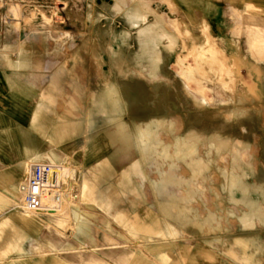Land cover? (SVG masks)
I'll list each match as a JSON object with an SVG mask.
<instances>
[{"label": "rangeland", "instance_id": "rangeland-1", "mask_svg": "<svg viewBox=\"0 0 264 264\" xmlns=\"http://www.w3.org/2000/svg\"><path fill=\"white\" fill-rule=\"evenodd\" d=\"M97 1L0 0V49L5 41L24 42L40 61L35 69L46 83L58 80L59 91L46 102L53 122L58 115L92 128L95 119L115 113L154 140L155 151L149 154L153 167L138 169L142 174L137 176V201L129 197L111 201L107 214L99 208L106 209L107 202L89 200L92 240L78 236L75 220L65 210L50 214L56 219L58 237L69 234L65 240L75 244L53 248L50 262L47 250H37L33 264H264V207L253 208L250 199L264 204V79L258 80V71L264 68V41L246 42L245 55L230 57L215 42H195L190 30L175 19L167 25L174 38L164 42L168 56L157 57L154 51L162 44L152 40V33L159 32L155 26H130L124 16L113 23ZM63 3L64 12L55 13L52 5ZM142 11L146 20L145 8ZM147 26L152 28L149 34L138 33ZM10 54L14 58L16 51ZM29 107L25 119L9 121L15 129L39 131L31 119L36 99ZM162 114L167 115L163 120ZM82 134V127L70 134L73 147L68 149L58 143L57 150L66 153L65 162H82L83 154L78 155ZM162 144L169 149L170 179L185 178L184 200H177L171 185L170 200H161ZM126 161L119 162V172L127 170ZM104 171L101 175L106 178ZM24 177L13 190L15 200L4 190L0 216L13 206L22 212ZM11 180L4 179L0 187ZM106 190L111 196L115 193L114 186ZM162 203L167 204L164 216ZM130 207L137 215H114ZM25 208L23 214L31 212ZM32 213L25 212L31 220L34 215H49ZM245 218L250 225H245ZM18 221L6 217L0 225V237L3 229L14 235L8 248L17 254L5 264H28L32 258L15 234ZM251 235L255 239L244 245Z\"/></svg>", "mask_w": 264, "mask_h": 264}, {"label": "crops", "instance_id": "crops-1", "mask_svg": "<svg viewBox=\"0 0 264 264\" xmlns=\"http://www.w3.org/2000/svg\"><path fill=\"white\" fill-rule=\"evenodd\" d=\"M97 2L98 8L106 10V15L110 19H114L113 23L117 18L122 19L124 16L127 20L125 23L130 26L138 24L155 26L159 32L152 33V40L161 41L162 44L161 48L158 43V48L153 54L157 57L168 56L167 52L164 53V42H169L174 38L170 37L167 25L173 23L175 19L184 30L186 28L190 30L195 42L203 43L207 40L215 42L217 47L230 57L245 55L246 42L264 41V0H125L123 4H119V0H98ZM83 7L86 8V5L83 4ZM142 8L146 10V20H140L133 25L132 21L128 20L127 13L142 10ZM9 22L11 23V21ZM203 27H206V33L202 32ZM240 42L242 43L240 44ZM1 48L0 183L3 184L4 179L11 178L12 182L8 183L4 189L0 187V197L6 191L9 193L10 199L15 200L13 190L16 192L23 174L26 177L30 163L59 161L58 163L69 164L65 162L67 160L66 153L57 150L58 143L63 142L61 146L65 149L73 147L68 138L71 136L70 134L81 131L82 127V152L78 153L79 156L83 154L82 162L69 164L77 169L78 176L88 186L87 195L84 191L76 199L80 215L89 217L93 214V205L89 200L107 202L106 209L99 206L107 214H111L109 213L111 201L125 200L126 197H129L132 202L137 201L139 193L137 176L141 172L138 169L146 168L148 165L149 168L153 167V156L149 154H153L155 148L150 133L137 132L131 123L122 122V118L116 116L115 113L110 118H103L104 124L100 123L103 119H95L98 122L92 125V128L89 123L79 126L58 115H56V122H53L51 109L46 102L59 91L58 80L54 77L46 83L35 69L40 61L24 42L5 41ZM11 50L16 51L14 58L10 57ZM5 63L13 67L14 71L10 72L9 66ZM263 75L264 68L258 71L259 81L264 79ZM31 99H36L37 108L33 111L34 116L31 119H34L35 123L39 125V131L37 129H15L13 123H9V121L25 119V116L30 112L29 102ZM257 102L261 103V101ZM244 103H249V101ZM162 117L163 120L167 115L162 114ZM168 150V146L162 144L161 200L163 202L170 200V185L172 194H175V191L177 193V200H184L181 195L184 191L185 178L178 175L170 179L169 159L166 156ZM123 159L128 160L126 163L129 165L125 168L127 170L121 173L118 171L120 169L119 162L121 163ZM103 170L108 172L109 176L106 178L101 175ZM97 183L99 188L96 186ZM128 183L130 184L129 189L126 187ZM109 185L110 187L114 186L113 196L106 190ZM238 195L241 197L242 192ZM250 199L253 200V208L264 207V204L259 201L255 203L257 200L255 197ZM166 205L162 203L163 216ZM177 209L180 216L183 208L179 204ZM89 210L92 213H89ZM120 213H129L130 216L137 215L132 207L122 208L114 215ZM6 217H9V221L15 219L24 221L16 223L15 234L19 243L24 244V247L30 250L27 255L32 258L28 264L35 262L38 256L37 250H47V261H52L49 259L52 254L51 250L70 236L67 234L64 238L58 237L56 219L50 215H34L31 220L13 206L10 212L0 216V225ZM1 233L0 264H5L17 254L11 253L8 248V243L14 235L5 229ZM62 252L70 253V251ZM65 256L67 257V255Z\"/></svg>", "mask_w": 264, "mask_h": 264}, {"label": "built area", "instance_id": "built-area-1", "mask_svg": "<svg viewBox=\"0 0 264 264\" xmlns=\"http://www.w3.org/2000/svg\"><path fill=\"white\" fill-rule=\"evenodd\" d=\"M53 4V2H52ZM52 8L55 13H63L66 6ZM24 205L28 210L47 213L61 201L72 200L71 189L58 177L57 166L50 162H33L27 169L23 181Z\"/></svg>", "mask_w": 264, "mask_h": 264}, {"label": "bare ground", "instance_id": "bare-ground-1", "mask_svg": "<svg viewBox=\"0 0 264 264\" xmlns=\"http://www.w3.org/2000/svg\"><path fill=\"white\" fill-rule=\"evenodd\" d=\"M120 1V0H119ZM123 1V0H122ZM121 4V3H120ZM247 8V7H246ZM144 9V8H143ZM130 21H132V24H134L135 22H139L140 20H143L145 18L144 16V13L142 10H137L135 12H132V13H127ZM156 21V20H155ZM174 23V22H173ZM152 28H150L149 26L147 27H143V28H140L138 33L139 34H149L151 32ZM159 31V30H158ZM127 33V32H126ZM128 34V33H127ZM149 39V38H148ZM144 40V38H143ZM147 40V39H146ZM151 44V43H150ZM152 46V44H151ZM256 46V45H255ZM145 47V46H144ZM152 49V48H151ZM155 52V51H154ZM52 139V138H51ZM54 139V138H53ZM53 142V141H52ZM52 156V155H51ZM44 162H49V161H44ZM59 162V161H58ZM58 162H50L54 165L57 166V169H58V177L62 180L65 181V183L67 184V187L71 189V192H72V200H69L67 201V205L66 207H63L64 206V203L65 201H61L59 202V204H57L55 207H53V209L47 211V214H58V212L60 210H65L67 212V215L68 216H71L73 217V219L75 220V225H76V229H77V232H78V236L82 235L84 237H87L89 238L90 240H92V237L91 235L89 234V231H90V224H89V217L87 216H83L82 214L80 215V211H79V208H78V203L76 202V199L77 197L85 191V194L87 195L88 193V186L86 184L85 181H82V179L78 176V173H77V169L75 167H73L72 165H69V164H62V163H58ZM31 164V163H30ZM28 164V165H30ZM69 169V171H68ZM67 170V171H66ZM27 172V171H26ZM69 176V178H68ZM18 181V180H17ZM84 182V183H83ZM19 186V185H18ZM22 186H23V183L21 184L20 186V190L22 192V198L24 197L23 195V189H22ZM24 199V198H23ZM24 201V200H22ZM19 206V205H17ZM22 206V205H20ZM24 207V204L23 206ZM25 208V207H24ZM23 208V209H24ZM64 208V209H63ZM22 209V212L24 211ZM26 209V208H25ZM28 210V209H27ZM25 212H27L28 216H33V211L31 212H28L25 210ZM24 212V214H25ZM65 212V213H66ZM89 213H92L90 210L88 211ZM26 215V214H25ZM259 215V214H258ZM248 216V215H247ZM253 220V219H252ZM195 222V221H194ZM244 223L245 225H250L251 224V221L248 219V218H245L244 220ZM255 224V223H254ZM169 227V226H168ZM172 228V227H170ZM158 229V228H157ZM171 231V230H170ZM161 233H162V230H161ZM179 233V232H178ZM156 234V233H155ZM176 235V234H175ZM160 236H163V233L162 235ZM177 236V235H176ZM172 237V236H171ZM174 237V236H173ZM161 238V237H160ZM156 239V238H155ZM254 236L251 235L249 237H247V239H245L244 241V245H248L251 240H254ZM147 241V240H146ZM155 241V240H154ZM138 243V242H137ZM75 243H72L71 241H68V240H65L64 243L62 245H58L57 248H62V247H66V246H71ZM56 246V245H55ZM86 249V248H84ZM83 249V250H84ZM60 251V250H59ZM64 251H67V250H64ZM59 253V252H58Z\"/></svg>", "mask_w": 264, "mask_h": 264}]
</instances>
